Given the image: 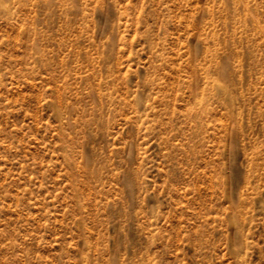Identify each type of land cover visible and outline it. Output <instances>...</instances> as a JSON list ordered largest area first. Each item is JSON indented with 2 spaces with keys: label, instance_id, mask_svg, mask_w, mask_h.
Masks as SVG:
<instances>
[{
  "label": "rangeland",
  "instance_id": "obj_1",
  "mask_svg": "<svg viewBox=\"0 0 264 264\" xmlns=\"http://www.w3.org/2000/svg\"><path fill=\"white\" fill-rule=\"evenodd\" d=\"M0 264H264V0H0Z\"/></svg>",
  "mask_w": 264,
  "mask_h": 264
}]
</instances>
